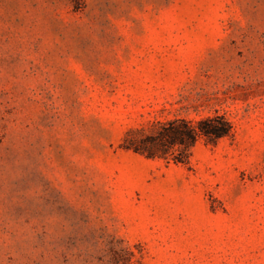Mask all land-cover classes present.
<instances>
[{"label":"rangeland","instance_id":"374dc122","mask_svg":"<svg viewBox=\"0 0 264 264\" xmlns=\"http://www.w3.org/2000/svg\"><path fill=\"white\" fill-rule=\"evenodd\" d=\"M0 264H264V0H0Z\"/></svg>","mask_w":264,"mask_h":264},{"label":"trees","instance_id":"16d2710c","mask_svg":"<svg viewBox=\"0 0 264 264\" xmlns=\"http://www.w3.org/2000/svg\"><path fill=\"white\" fill-rule=\"evenodd\" d=\"M232 125L224 117H212L198 122L176 119L152 126L150 134L145 129L127 133L123 147L149 158L165 156L169 150L178 151L176 162L185 163L189 151L201 138L215 143L232 135Z\"/></svg>","mask_w":264,"mask_h":264}]
</instances>
